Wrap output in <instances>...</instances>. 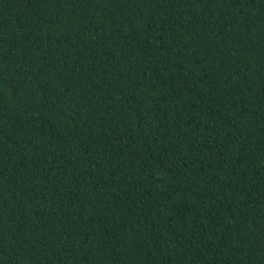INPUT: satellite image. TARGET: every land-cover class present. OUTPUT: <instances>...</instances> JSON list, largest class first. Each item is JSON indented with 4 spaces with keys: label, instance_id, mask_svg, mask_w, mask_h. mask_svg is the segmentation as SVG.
<instances>
[{
    "label": "trees",
    "instance_id": "16d2710c",
    "mask_svg": "<svg viewBox=\"0 0 264 264\" xmlns=\"http://www.w3.org/2000/svg\"><path fill=\"white\" fill-rule=\"evenodd\" d=\"M0 264H264V0H0Z\"/></svg>",
    "mask_w": 264,
    "mask_h": 264
}]
</instances>
